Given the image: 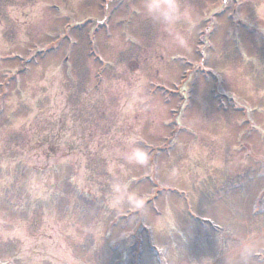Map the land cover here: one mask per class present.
<instances>
[{
    "label": "rangeland",
    "instance_id": "374dc122",
    "mask_svg": "<svg viewBox=\"0 0 264 264\" xmlns=\"http://www.w3.org/2000/svg\"><path fill=\"white\" fill-rule=\"evenodd\" d=\"M98 2L0 0V264H264V0Z\"/></svg>",
    "mask_w": 264,
    "mask_h": 264
},
{
    "label": "clouds",
    "instance_id": "9594fccd",
    "mask_svg": "<svg viewBox=\"0 0 264 264\" xmlns=\"http://www.w3.org/2000/svg\"><path fill=\"white\" fill-rule=\"evenodd\" d=\"M141 10L150 20L161 25H174L177 21L188 19L190 7H182L181 0H141ZM181 45L185 44L184 37L177 35Z\"/></svg>",
    "mask_w": 264,
    "mask_h": 264
},
{
    "label": "flooded vegetation",
    "instance_id": "af4514ba",
    "mask_svg": "<svg viewBox=\"0 0 264 264\" xmlns=\"http://www.w3.org/2000/svg\"><path fill=\"white\" fill-rule=\"evenodd\" d=\"M112 1L113 0H110V1L109 0H101V2H98V8H97V12L95 13V15H91V16L89 15V16L83 17L79 21H92L93 20V21H98V22H101V23H104V24H108V25L111 24V21H114L115 23L112 22V24H118L116 22L117 21L116 18H113V20H111L110 11H112V9H111L109 4L107 6V3H111ZM114 1H117V0H114ZM101 14L103 16L102 19L99 18V16H101ZM96 15H98V16H96ZM122 21H124V19H122ZM101 23H99V24H101Z\"/></svg>",
    "mask_w": 264,
    "mask_h": 264
}]
</instances>
